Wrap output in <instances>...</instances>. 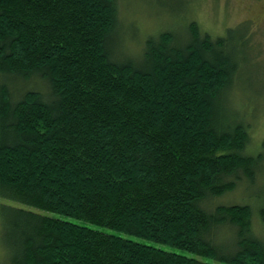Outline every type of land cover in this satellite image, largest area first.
I'll return each instance as SVG.
<instances>
[{"label": "trees", "instance_id": "16d2710c", "mask_svg": "<svg viewBox=\"0 0 264 264\" xmlns=\"http://www.w3.org/2000/svg\"><path fill=\"white\" fill-rule=\"evenodd\" d=\"M118 7L0 0V199L208 261L0 202V264H264V151L233 103L256 34L189 21L133 54ZM240 188L255 207L219 202Z\"/></svg>", "mask_w": 264, "mask_h": 264}, {"label": "rangeland", "instance_id": "374dc122", "mask_svg": "<svg viewBox=\"0 0 264 264\" xmlns=\"http://www.w3.org/2000/svg\"><path fill=\"white\" fill-rule=\"evenodd\" d=\"M169 0H119V14L125 27L136 29L137 34L126 37L124 42V49L120 47V51L128 50V53L138 54L143 51L144 43L151 34H157L162 31H172L173 28H178L180 25L185 26L189 21H195L202 30L212 33L214 36H226L229 29H235L239 32L236 38H241L243 32L246 34L245 27H237L242 24H247L250 28L252 35H255L252 40L253 46L250 41L240 40L236 42V53L240 57V64L245 73L242 77H237V80L245 87H251L252 93L245 90L244 95L250 97L253 95L251 105L245 104L244 97L238 98L242 101L236 102L233 97L234 109L243 110L247 113V120H249V131L251 135V142L249 150L256 153L264 151V0H176L177 13L171 14L167 10L163 2ZM169 11V10H168ZM252 43V41H251ZM251 74V75H249ZM248 79H253V82L248 83ZM246 81V82H245ZM240 84L237 82L236 88ZM254 92L256 93L254 95ZM263 93V96H262ZM258 96L259 98H256ZM255 97V98H254ZM245 104V108H243ZM243 105V106H242ZM250 115V116H248ZM259 185H264V178L259 179ZM0 202L12 206L28 208L48 214L55 218H60L72 223L82 226L100 230L106 233H113L125 238L141 242L147 245H152L166 251L175 252L191 258H197L208 261L198 255L192 254L188 251L181 250L168 245L152 242L146 239H141L126 233H118L111 231L99 225L89 222L78 220L75 218L67 217L60 214L38 211L35 208L28 207L18 202L0 199ZM220 203L225 204H251L255 207L256 202L246 199V189L240 188L236 193L226 195L219 200ZM255 229L259 235L264 232V225L259 216H255ZM264 235V234H263ZM211 262H216L212 260ZM219 264H228L226 262H219Z\"/></svg>", "mask_w": 264, "mask_h": 264}]
</instances>
